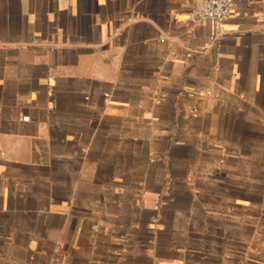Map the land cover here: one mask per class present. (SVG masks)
<instances>
[{"label": "crops", "instance_id": "crops-1", "mask_svg": "<svg viewBox=\"0 0 264 264\" xmlns=\"http://www.w3.org/2000/svg\"><path fill=\"white\" fill-rule=\"evenodd\" d=\"M0 0V264H264V0Z\"/></svg>", "mask_w": 264, "mask_h": 264}, {"label": "built area", "instance_id": "built-area-1", "mask_svg": "<svg viewBox=\"0 0 264 264\" xmlns=\"http://www.w3.org/2000/svg\"><path fill=\"white\" fill-rule=\"evenodd\" d=\"M233 2L231 0H197L190 14L192 23L211 22L214 24L215 37L224 34V26L231 16Z\"/></svg>", "mask_w": 264, "mask_h": 264}]
</instances>
